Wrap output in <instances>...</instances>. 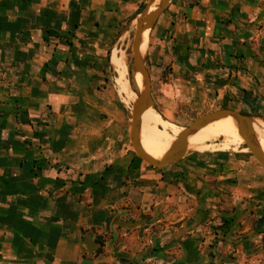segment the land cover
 Listing matches in <instances>:
<instances>
[{
	"label": "crops",
	"instance_id": "obj_1",
	"mask_svg": "<svg viewBox=\"0 0 264 264\" xmlns=\"http://www.w3.org/2000/svg\"><path fill=\"white\" fill-rule=\"evenodd\" d=\"M147 1L0 0V264H264L248 151L132 149L110 80ZM148 40L163 117L209 100L264 122V0H171Z\"/></svg>",
	"mask_w": 264,
	"mask_h": 264
},
{
	"label": "water",
	"instance_id": "obj_2",
	"mask_svg": "<svg viewBox=\"0 0 264 264\" xmlns=\"http://www.w3.org/2000/svg\"><path fill=\"white\" fill-rule=\"evenodd\" d=\"M155 2L156 0H148L145 8L136 17L135 31L131 42L134 72L139 73L142 77V89H140V93L131 107L129 138L133 151L141 161L154 168L176 164L185 157L189 150L188 137L190 135L215 121L231 117L235 122L237 133L242 138L248 153L264 168V152L256 140L253 119L246 114L228 108L205 113L193 120L188 126L182 128V131L176 136L169 149L160 158H153L143 148L140 142L141 117L147 109H153L154 104L151 97L150 75L144 57L140 52V44L143 33L145 31L149 32L153 28L159 16L164 12L171 0H159L154 10L149 12L151 7L155 5ZM86 246L88 251H93L97 247L94 243H91V245L87 244Z\"/></svg>",
	"mask_w": 264,
	"mask_h": 264
},
{
	"label": "bare ground",
	"instance_id": "obj_3",
	"mask_svg": "<svg viewBox=\"0 0 264 264\" xmlns=\"http://www.w3.org/2000/svg\"><path fill=\"white\" fill-rule=\"evenodd\" d=\"M159 0H156L155 5L151 7L149 12H152L155 6L158 4ZM148 40V31H145L142 35V40L140 44V52H143L146 49ZM115 53L113 55V64L117 71L119 72L118 78V88L121 94L126 93L127 85L124 80V70L125 66L121 57H118ZM124 57V56H123ZM135 81L137 86L142 89V77L139 73L135 75ZM127 98V97H126ZM132 100V99H131ZM156 113L152 108L147 109L143 115L141 120V127H143V137H144V145L147 149V152L153 158H160L169 148L168 144L171 145L175 140L176 136L182 131V128L173 125V124H164L161 129H156ZM236 128L235 122L231 117H227L221 119L219 121H215L198 132L190 135L188 137L189 147L193 149H204L205 143L213 141L214 137L221 135L222 141L219 145L220 149L227 150L233 148V144L236 143L238 145L244 144L242 138L238 135V133L233 134V130ZM254 131L256 134V140L264 152V127L256 123L254 124ZM220 142V141H219ZM156 145V146H155ZM246 151H248L245 148ZM196 151V150H194Z\"/></svg>",
	"mask_w": 264,
	"mask_h": 264
},
{
	"label": "rangeland",
	"instance_id": "obj_4",
	"mask_svg": "<svg viewBox=\"0 0 264 264\" xmlns=\"http://www.w3.org/2000/svg\"><path fill=\"white\" fill-rule=\"evenodd\" d=\"M148 2V1H147ZM147 2L145 3L144 7L140 10V12L145 8ZM138 13V15L140 14ZM136 19V18H135ZM135 24L136 20H134V23L130 26L129 32L125 35V39H123V45L120 47V55L123 60L125 70H124V80L126 81L127 85V92L121 94L118 88V78H119V72L115 68L114 75L111 76L110 83L112 86H114V90L116 91L117 95L119 96V99L122 101V104L125 106L127 110H130L131 113V107L134 100L138 97L140 93V88L137 86L135 81V75L133 68V61H132V51H131V42L133 40V35L135 31ZM122 43V41H121ZM148 43L149 40H147V46L145 51L143 52V57L145 60L146 67L148 71H150V64L148 63L147 58V52H148ZM124 56V57H123ZM157 96V95H156ZM127 97V98H126ZM132 99V100H131ZM218 104L209 102V100H206L205 102L202 101H192L188 102L186 104H180L177 107H175L174 112L171 114H167L166 117H163L162 114L159 113V111L156 108H153L154 112L156 113V122L155 127L156 129H161L164 124H173L180 128H184L188 126L193 120H195L197 117L209 113L215 110L223 109L222 107H225V105H222L221 108ZM161 115L163 117V120L160 119L158 116ZM131 115V114H130ZM143 115V114H142ZM142 120V117H141ZM254 123H259L264 127V122L253 120ZM237 130L234 128L233 134L236 133ZM221 135H218L214 137L213 141L206 142L204 145L207 149L204 150H210V149H220L219 145L222 141ZM220 141V142H219ZM140 142L143 143V127L140 129ZM156 146V145H155ZM193 148L189 147V150H192ZM233 149H241L245 150V145H238L236 143L233 144ZM246 151V150H245ZM250 154V153H249ZM263 264V263H261Z\"/></svg>",
	"mask_w": 264,
	"mask_h": 264
},
{
	"label": "trees",
	"instance_id": "obj_5",
	"mask_svg": "<svg viewBox=\"0 0 264 264\" xmlns=\"http://www.w3.org/2000/svg\"><path fill=\"white\" fill-rule=\"evenodd\" d=\"M169 145V144H168ZM170 146V145H169Z\"/></svg>",
	"mask_w": 264,
	"mask_h": 264
}]
</instances>
